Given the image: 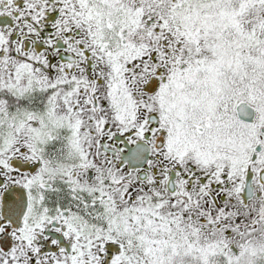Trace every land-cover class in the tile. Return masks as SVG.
I'll list each match as a JSON object with an SVG mask.
<instances>
[{"label":"snow or ice","instance_id":"snow-or-ice-1","mask_svg":"<svg viewBox=\"0 0 264 264\" xmlns=\"http://www.w3.org/2000/svg\"><path fill=\"white\" fill-rule=\"evenodd\" d=\"M0 264H264V0H0Z\"/></svg>","mask_w":264,"mask_h":264}]
</instances>
